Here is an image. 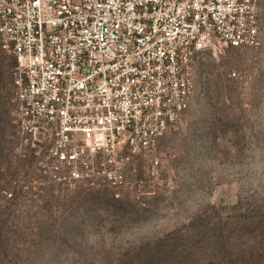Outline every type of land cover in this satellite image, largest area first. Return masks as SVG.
<instances>
[{
  "label": "built area",
  "instance_id": "obj_1",
  "mask_svg": "<svg viewBox=\"0 0 264 264\" xmlns=\"http://www.w3.org/2000/svg\"><path fill=\"white\" fill-rule=\"evenodd\" d=\"M259 2L0 0L14 122L36 158L26 187L150 195L159 140L183 126L202 54L260 46Z\"/></svg>",
  "mask_w": 264,
  "mask_h": 264
},
{
  "label": "rangeland",
  "instance_id": "obj_2",
  "mask_svg": "<svg viewBox=\"0 0 264 264\" xmlns=\"http://www.w3.org/2000/svg\"><path fill=\"white\" fill-rule=\"evenodd\" d=\"M259 6L260 46L202 54L183 126L159 140L142 201L26 187L36 158L14 122L16 59L0 47V264H264Z\"/></svg>",
  "mask_w": 264,
  "mask_h": 264
}]
</instances>
